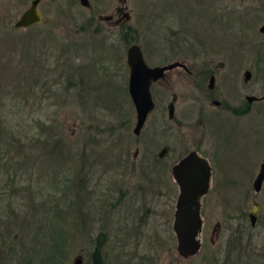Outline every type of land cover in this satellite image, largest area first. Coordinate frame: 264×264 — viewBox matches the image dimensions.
<instances>
[{"label":"rangeland","instance_id":"obj_1","mask_svg":"<svg viewBox=\"0 0 264 264\" xmlns=\"http://www.w3.org/2000/svg\"><path fill=\"white\" fill-rule=\"evenodd\" d=\"M29 1L0 0V155L17 171L13 177L1 167L0 264H38L30 226L43 225L61 204L81 229L61 264L79 254L91 264L100 230L104 264H264V181L259 192L252 186L264 160V99L241 116L233 111L246 94L264 96V0H90L91 11L78 0H44L40 24L15 28ZM121 7L131 16L122 27L96 18H117ZM126 28L149 65L184 60L216 77L210 95L209 75L197 89L179 69L168 71V86H152L156 107L139 136ZM173 92L176 113L168 120ZM163 147L169 151L160 160ZM191 150L209 160L212 177L202 199V247L183 258L172 229L178 188L171 166ZM69 219L48 218L50 231L67 236L57 223Z\"/></svg>","mask_w":264,"mask_h":264},{"label":"water","instance_id":"obj_2","mask_svg":"<svg viewBox=\"0 0 264 264\" xmlns=\"http://www.w3.org/2000/svg\"><path fill=\"white\" fill-rule=\"evenodd\" d=\"M44 0H30L28 5L15 19V28H28L38 25L43 21V14L39 5ZM52 1V0H50ZM79 4L93 9L90 0H78ZM113 14H98L96 18L113 25H124L131 19L129 13H124L123 20L113 18ZM121 20V22H119ZM264 33V24L259 27ZM126 63L129 68L128 93L135 109V123L132 129L134 135H139L148 114L154 109L155 102L152 97V84L164 76V74L176 67H185L182 61L175 60L164 65L151 66L147 63L141 46L131 43L126 50ZM250 71L244 72V81L250 79ZM209 88L214 86V76L210 77ZM246 99L251 102L260 99L254 95H247ZM176 94L168 103V118L174 117V102ZM211 165L207 158L192 150L171 166V176L178 186V193L173 213L172 229L176 237L177 252L183 258H192L198 254L202 247L201 234L203 231L202 199L208 193L211 186ZM264 181V160L261 162L258 173L253 180V189L259 192ZM258 204L255 202L248 212L250 225L257 222ZM219 229L217 223L214 231ZM217 236L218 233H214ZM107 236L100 231L95 237V244L91 253V264H104L102 249ZM72 264H83L81 254L74 258Z\"/></svg>","mask_w":264,"mask_h":264},{"label":"trees","instance_id":"obj_3","mask_svg":"<svg viewBox=\"0 0 264 264\" xmlns=\"http://www.w3.org/2000/svg\"><path fill=\"white\" fill-rule=\"evenodd\" d=\"M36 26V25H35ZM34 27V26H33ZM129 28L121 30V39L124 42L125 45H128L131 43L132 38L131 34L129 33ZM3 137V135H2ZM13 142V139H12ZM8 144V143H7ZM10 144V143H9ZM2 143L0 142V146ZM2 150L3 153H8L9 150L6 149V146ZM58 158V157H57ZM64 159V157H62ZM6 161L4 164H2V161ZM9 160H6L2 155H0V173H1V167L5 172H12V176L16 177L17 171L13 169L12 164H8ZM13 169V170H12ZM17 183L22 182V180L16 181ZM62 203H64L62 201ZM62 206L56 205L55 208L52 211L54 214L51 215L50 217H56V216H64V218L67 216L69 219V215L71 214L72 211L70 209H62ZM70 213V214H69ZM45 215V223H42L43 225H38V226H30V229L34 228L35 230V238L34 241L36 242V245L32 246V256L38 258V264H50L52 258L56 260L57 264L62 263V259L64 256H66V251L68 245H70L73 242V239H75L76 234L79 230L77 225V222H71L69 221V224H66L65 221L60 220L57 224L59 227V232L61 233V236L64 235V233L69 232L67 236L60 237L56 235V233H52L50 231V227L52 226L53 223L48 222V218ZM43 218V217H42ZM84 226V225H83ZM32 227V228H31ZM68 238H70L68 240ZM71 240V243H70ZM49 248H51V252H49ZM2 254V252L0 253Z\"/></svg>","mask_w":264,"mask_h":264},{"label":"flooded vegetation","instance_id":"obj_4","mask_svg":"<svg viewBox=\"0 0 264 264\" xmlns=\"http://www.w3.org/2000/svg\"><path fill=\"white\" fill-rule=\"evenodd\" d=\"M91 11V10H90ZM116 13H117V18H114V20L115 19H121V20H123V18H124V13H125V11H124V7H121V8H117L116 9ZM114 16V15H113ZM121 20L119 21V22H121ZM100 21V20H99ZM109 25H111V26H115V25H113V24H110V23H108ZM117 26H119V27H122L123 25H119V24H116ZM129 46V45H128ZM196 58H193L192 60H195ZM182 62H183V64L185 65V67H176V68H174V69H179L180 70V74L182 75V76H184L185 77V81H186V85L187 86H189V87H196L197 89H200V88H202L203 87V81H204V78L206 77V76H208V83H207V88H208V91H209V93L210 92H212L213 90H214V86L212 87V88H209V82H210V77L211 76H214V85H215V79H216V77H215V74H214V71L213 70H206L205 68H203V67H201V66H199V64H195V65H192V64H190L189 62H187V61H184V60H182ZM127 64V63H126ZM167 64V63H166ZM164 65V64H163ZM129 69V68H128ZM248 71H250L249 69H247ZM246 70V71H247ZM170 71V70H169ZM167 73H168V71L164 74V76L162 77V78H160L158 81H156V82H154L153 84H152V86L154 85V84H156V83H163L165 86H168L169 84L168 83H164L165 82V77H166V75H167ZM250 74H251V76H252V73H251V71H250ZM129 76V75H128ZM250 79H251V77H250ZM250 79H248L247 81H244V77H243V82H244V85L245 86H247V82L250 80ZM127 91H128V85H127ZM151 91H152V87H151ZM209 93H208V95H209ZM129 94V93H128ZM174 94H176L175 92H173L172 94H171V98H170V100L172 99V97H173V95ZM210 95H211V93H210ZM247 95H250V94H246L245 96H244V101L243 102H241V103H239L236 107H234L233 108V111H236L237 112V114H238V116H241L242 114H245L250 108H251V104L252 103H254V102H257V101H261V100H263L264 99V96H256V97H260V99H258V100H254V101H251V102H249L247 99H246V96ZM255 96V95H254ZM152 97H153V95H152ZM131 99V98H130ZM153 100H154V98H153ZM170 100H169V102H170ZM178 100V95L176 94V100H175V102H174V117L172 118V119H169L168 118V103H167V105H166V109H167V119L168 120H174V118H175V113H176V109H175V105H176V101ZM155 102V101H154ZM133 104V103H132ZM211 104L212 105H214V106H219V107H223V109L224 110H228L229 108H228V104L225 102V100L224 99H221V100H218V99H213V100H211ZM155 107H156V102H155ZM155 107H154V109H155ZM153 109V110H154ZM198 109H199V111H201V113H203L204 112V110H205V108H204V105H199V107H198ZM135 110V109H134ZM152 110V111H153ZM151 111V112H152ZM150 112V113H151ZM150 113L148 114V116L150 115ZM235 114V113H234ZM148 116H147V118H148ZM146 121H147V119H146ZM146 121H145V123H146ZM144 126H145V124H144ZM143 126V127H144ZM143 129V128H142ZM142 129H141V131H140V134H141V132H142ZM133 133V132H132ZM139 134V135H140ZM139 135H135V136H139ZM168 151H169V148L168 147H163L161 150H160V152L158 153V157H159V159L161 160V159H163L166 155H167V153H168ZM192 151V150H191ZM190 152V151H189ZM198 152V151H197ZM199 153V152H198ZM138 155V148H136L135 149V152H134V157H136ZM183 157V156H182ZM181 158V157H180ZM179 158V159H180ZM145 160H148V162H146V164H145V166L144 167H146V165H147V168H149V165H150V163H149V159H146V157L144 158ZM156 159V158H155ZM209 161V160H208ZM155 163H158V161H156ZM155 165V164H154ZM154 167L155 166H153V168H152V170L151 171H153L154 170ZM145 169V168H144ZM149 171V170H148ZM211 172H212V167H211ZM211 177H212V174H211ZM177 188H178V186H177ZM210 190V189H209ZM255 203V202H254ZM253 203V204H254ZM253 207V206H252ZM258 210H259V205H258ZM247 216H248V213H247ZM248 219H249V216H248ZM257 219H258V211H257ZM219 227H220V224H219ZM100 231H103V230H100ZM99 231V232H100ZM98 232V233H99ZM105 232V231H104ZM106 233V232H105ZM106 236H107V233H106ZM107 240V239H106ZM213 241H211V243H212ZM92 253V252H91ZM90 257H91V254H90ZM91 259V258H90Z\"/></svg>","mask_w":264,"mask_h":264}]
</instances>
